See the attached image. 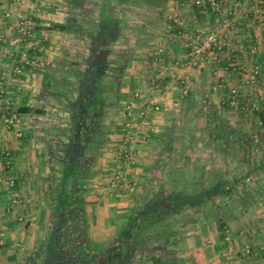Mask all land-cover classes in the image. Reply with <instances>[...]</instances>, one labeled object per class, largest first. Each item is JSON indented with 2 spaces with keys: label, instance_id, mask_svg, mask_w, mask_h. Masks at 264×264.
<instances>
[{
  "label": "crops",
  "instance_id": "0c3cea01",
  "mask_svg": "<svg viewBox=\"0 0 264 264\" xmlns=\"http://www.w3.org/2000/svg\"><path fill=\"white\" fill-rule=\"evenodd\" d=\"M202 1L150 5L143 9L150 15L148 23L135 27L126 20L141 8L111 0L108 10L99 7L107 33L96 43L52 28L72 15L68 1L0 0V16L9 14L0 18V264H127L128 232L122 231L133 203L126 196L110 198L108 180L117 168L112 155L123 137L130 103L134 109L159 107L158 114L150 115L153 138L164 131L180 104L184 110V97L190 94L194 100L206 88L216 108L229 105L221 95L226 89H215L216 80L235 88L243 103L256 88L264 93V4ZM109 10L118 13L110 25ZM26 15L34 18L35 26L21 38L15 25ZM197 29L219 34L226 45L192 66L180 34ZM39 48L37 64L14 77V63ZM96 56L107 64L101 76ZM229 63L236 67L233 73L226 69ZM108 68L112 74L120 72L117 83H112ZM251 69L260 70L256 86L246 82ZM183 88L187 92L181 97ZM135 93L139 98L134 103ZM10 111L17 113L12 126L2 118ZM256 117L255 125L261 126ZM262 139L264 144V134ZM148 148L147 141H138L132 151L143 157ZM122 214L117 221L115 215ZM91 239L105 244L93 257L84 251Z\"/></svg>",
  "mask_w": 264,
  "mask_h": 264
},
{
  "label": "rangeland",
  "instance_id": "374dc122",
  "mask_svg": "<svg viewBox=\"0 0 264 264\" xmlns=\"http://www.w3.org/2000/svg\"><path fill=\"white\" fill-rule=\"evenodd\" d=\"M62 1L66 2L68 0ZM82 1L83 9L74 8L71 10L73 12L68 13L77 15L76 17L84 18L87 22L93 23L91 21L99 22L101 20L100 15H104L102 12L99 14V7L102 8L103 12L104 10H108L111 0ZM134 5L141 8L140 13H129L130 16L125 20L130 24L133 22L135 27L144 26L143 24H147L150 17L143 10L148 5L141 2L134 3ZM67 9L69 8L67 7ZM109 11L110 13L115 12V15L112 13H109V15L116 19L118 14L116 10ZM122 15L126 14L123 13ZM112 62V60L108 62V67H110L109 65ZM112 72L109 69L108 75L112 83L115 84V82H118L117 78L120 72H114V75ZM257 77L251 80L255 86L257 85ZM216 81L220 83L219 80ZM223 89L227 91L221 94L225 102L228 100L227 93L232 88L228 89V87L224 86ZM216 94V97H219V94ZM197 96L198 100L197 98L194 99L191 104L192 106L187 111L186 109L183 110L181 108L183 105L180 104V108H178L175 116L170 119L167 126L162 128L172 130L171 136L174 137V140L171 142L166 141L163 146H171L172 152L164 153L161 150L162 146L158 148L157 143L152 137L144 141L136 138L135 143L138 141L145 143L147 141L149 148L145 149L144 152L146 153L143 157L136 158L134 156L135 164L132 166L122 167L117 161L116 151L118 147L113 152L112 160L116 165L115 167H117L116 170L121 171L124 180L123 184L118 186V191L112 193L109 186L110 174L108 195L110 198H121L123 196L131 198L130 201L133 205L130 216L133 217V220H131L132 222L129 225H135V227L142 226L144 229V243H139L136 246L133 242L128 243L126 239L124 241V246L128 245L127 247L133 249V251L136 249L130 257L128 264H150L146 261V256L149 255L150 251H158V248L163 244V240L155 239V234L161 230L168 229H171L175 235L170 237V240L173 241V246L166 247L165 254L162 253L167 264L171 261L174 264H233L235 261L245 263L253 260H256L257 264H264V253H261V251L264 252V167L262 166L264 164V144H253L249 149V154H247L253 160V163H255V172L245 179V193L237 191V194H232L230 197L215 196L212 206L208 204L209 207L201 210L185 207L180 212H176L174 215H169L166 218L162 217L163 208L156 202V195L167 196L170 193L167 181L168 177L166 175V171L169 169H181L186 178L192 175L199 176L200 174L208 176L212 181H209V185L206 186L213 187V184L215 185L217 179H221V177L224 179L225 184L227 183L228 185L232 183L233 179L243 178L244 173L250 167L247 162H239L237 158L238 153L233 148L228 149L226 152H220L216 142L210 141L208 133L214 130H212L214 124L209 122L211 120L208 118V115L217 109L218 115L222 117L227 126L240 129L244 133L249 134V136L251 134L254 135L258 130L263 131L260 125H255V122H258L256 116L262 109L261 102L264 101V93L259 92V89L256 88L253 94H251V98L245 97L247 100L244 102V105L242 102L244 98L237 92V98H235L237 105L224 104L226 107L223 105L219 108H216V104H212L213 95L209 94L206 88L203 93ZM113 97H115L114 93ZM196 100L197 104H194ZM111 101L113 100L109 102L111 103ZM241 104L243 105L241 106ZM71 105H73V102L70 103ZM178 137L181 139H178ZM132 148L133 146H131V151ZM138 169L141 170L135 172ZM115 171H111V173ZM175 173L177 172H174L171 178L176 175ZM178 177L180 176L178 175ZM246 193L251 195L256 202L255 205L248 206L245 198ZM214 205L216 206L215 210L213 208ZM165 207L166 210H169L167 208L169 207L168 205ZM213 211L216 212L217 217H224L230 224L223 242L219 238L220 235L216 220L213 218ZM141 213L142 216L146 215L145 218L142 217L146 219L144 221V223L147 221L146 225L141 224L143 222L138 224V217ZM121 216H125V214L115 215V219L120 222ZM117 221L116 226L120 231L123 227L120 228ZM104 245L101 239H97V241L91 239L84 251L91 252L90 256L93 257L96 253L95 251L103 248ZM246 249H248V253L245 252ZM240 253L243 255L240 256Z\"/></svg>",
  "mask_w": 264,
  "mask_h": 264
},
{
  "label": "trees",
  "instance_id": "16d2710c",
  "mask_svg": "<svg viewBox=\"0 0 264 264\" xmlns=\"http://www.w3.org/2000/svg\"><path fill=\"white\" fill-rule=\"evenodd\" d=\"M115 1V0H114ZM119 4H122L124 2L128 3H145L146 5L150 6H158V7H163L165 0H116ZM69 4L77 9H83V1L82 0H68ZM77 15H71L70 17H67L62 24L58 25H52V28L54 30H58L60 32L64 33H70L74 34L77 37L80 38H87V39H92L96 43L101 42L100 36H104V33H107L104 25L100 23H104L102 18L99 20L98 24H93L89 23L86 21L84 18H78L76 17ZM114 21L111 16H108L107 18V24H114ZM105 23V24H106ZM98 55V54H97ZM96 61L97 63L95 64V69L98 70L99 73H97L99 76L103 75L105 70L107 69V64H105V61H99V60H104L100 56H96ZM100 92V90H99ZM185 99V108L186 111L189 109L188 105L192 104L193 98L192 95H188L187 97H184ZM225 106V105H224ZM226 107V106H225ZM30 109H23V112H30ZM210 118L211 123L214 124V127L212 128V132L209 131L208 135L210 138V141L216 142L218 145V149L223 152H226L228 149H234L238 154L237 158L239 162H247L249 169L244 173L243 178H238V179H233L231 184H225L224 179L221 177V179H217V183L215 185L213 184V187H208L206 185H209V181H212V179H209L208 176L200 174L199 176H194L192 175L191 177L186 178L183 174L181 169H169L166 171L167 175V181L168 185L170 188V193L167 196L159 194L158 196L156 195V202L159 204L163 210H162V217L166 218L169 215H174L176 212H180L183 210V208L187 207L189 209H203L206 207H209L208 204L213 203V199L215 196H231L232 194H237V191L240 193H245L246 192V183L245 179L252 175L255 172V163H253V160L247 155L249 154V149L252 147L253 144L255 143H261L263 141L262 137L264 132L261 130H258L253 134L249 136V134L244 133L240 129L236 128H230L227 126L225 121L222 119L220 115H218L217 109L210 113L208 115ZM259 119L261 121V129L264 128V117L262 113L258 114ZM164 131L161 133L155 135L152 139L157 143L158 148L161 147V150L164 153H169L170 151L172 152L171 146H164V143L166 141L171 142L174 140V137L171 136L172 130H169V128H164ZM215 132V133H214ZM178 139H181L178 137ZM161 144V145H160ZM177 152V151H176ZM250 162V163H249ZM252 162V163H251ZM174 175L171 178V175L174 173ZM179 172V173H178ZM165 173V172H164ZM169 173V174H168ZM182 173V175H180ZM178 175L180 177H178ZM184 176V177H183ZM204 176V177H203ZM223 183V184H221ZM180 185V186H179ZM224 185V186H220ZM226 185V186H225ZM213 188V189H212ZM246 202L248 206H253L255 205L254 199L251 197V195H248V193L245 194ZM210 202V203H209ZM166 205H168L169 210H166ZM219 207V206H218ZM214 210L216 209V206H213ZM214 215L213 218H215L219 235H220V240L223 242L225 240V235L227 233V229L229 227V221L225 219L224 217H217L216 212L213 211ZM154 213V212H153ZM142 217H146V215L142 216L141 215L138 217V224H144L146 225L144 221L146 219H143ZM151 217V216H150ZM152 218V217H151ZM154 219V218H153ZM133 217L130 216L128 224L122 231V233L128 232L126 237V240L128 243L133 242L134 244L139 245V243H144L145 238H144V229L142 226L135 227V225H129L130 222H132ZM151 220V219H150ZM162 220V218H160ZM129 226V227H128ZM131 226V227H130ZM159 231V230H158ZM175 233L171 229L168 230H161L157 234H155V239L156 240H163L162 246L158 248L159 250L156 251H150L149 255L146 256V261L150 264H167L162 256V253L165 254L166 247L168 246H173V241L170 240V237L174 236ZM139 240V241H138ZM133 245V244H132ZM128 249V255L125 258L128 262L132 254L136 249ZM110 252V251H109ZM174 253V251H173ZM127 262V263H128ZM73 264V263H71ZM168 264H174L172 261Z\"/></svg>",
  "mask_w": 264,
  "mask_h": 264
},
{
  "label": "built area",
  "instance_id": "2783aa9c",
  "mask_svg": "<svg viewBox=\"0 0 264 264\" xmlns=\"http://www.w3.org/2000/svg\"><path fill=\"white\" fill-rule=\"evenodd\" d=\"M40 2L41 0H35ZM192 3L201 4L202 0H190ZM258 3L264 4V0H258ZM211 8L215 11L217 10L216 4L211 2ZM259 14L262 13L260 9H257ZM9 14L6 11H3L0 18H8ZM16 30L21 38L31 35L33 28L35 26V20L32 16H21L16 22ZM182 38H184L183 46L187 49V57L188 62L192 66H196L204 56L209 55L210 53H214L218 51L220 47L226 45V41L219 34L214 32H208L205 29H197L193 33L189 34L184 31L180 34ZM42 48L35 50L32 52L27 58L23 60H19L14 63L12 67V75L14 77L22 74L23 69L26 67H32L37 64V53L40 52ZM227 70L232 73L235 71L233 63H229L226 66ZM260 74L259 69H252L250 74L247 75V80H253ZM215 89L217 91H222L223 85L221 83H216ZM187 89L183 88L180 90V96L184 97L186 95ZM227 101L229 105H237L235 102V98H237V90L230 89L227 93ZM139 98V94L135 93L133 95V102L135 103L136 99ZM245 105V104H244ZM132 106V103L126 108V120L122 129V139L116 151V159L120 163L122 167L132 166L135 164L134 155L131 151V146L134 145L136 138L144 141L146 140L151 133L154 132V128L150 122V115L158 114L160 112L159 107L157 105L152 106H141L136 107V109ZM3 121L12 126L17 120V113L10 111L2 116ZM123 176L120 170H116L111 174L110 177V189L112 193H116L118 191V186L123 184ZM13 181L9 182L10 186H13ZM131 190V189H130ZM248 253V249L245 250Z\"/></svg>",
  "mask_w": 264,
  "mask_h": 264
},
{
  "label": "flooded vegetation",
  "instance_id": "af4514ba",
  "mask_svg": "<svg viewBox=\"0 0 264 264\" xmlns=\"http://www.w3.org/2000/svg\"><path fill=\"white\" fill-rule=\"evenodd\" d=\"M128 253V249H126V251H125V254H124V259L127 257V254ZM125 262H127V261H125ZM119 264V263H118ZM128 264V263H127Z\"/></svg>",
  "mask_w": 264,
  "mask_h": 264
}]
</instances>
